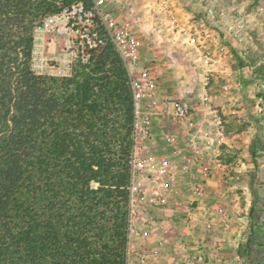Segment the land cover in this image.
<instances>
[{
    "label": "trees",
    "instance_id": "16d2710c",
    "mask_svg": "<svg viewBox=\"0 0 264 264\" xmlns=\"http://www.w3.org/2000/svg\"><path fill=\"white\" fill-rule=\"evenodd\" d=\"M78 3L94 1L0 0V264H127L133 98L123 62L106 41L70 76L32 69L36 28Z\"/></svg>",
    "mask_w": 264,
    "mask_h": 264
},
{
    "label": "rangeland",
    "instance_id": "374dc122",
    "mask_svg": "<svg viewBox=\"0 0 264 264\" xmlns=\"http://www.w3.org/2000/svg\"><path fill=\"white\" fill-rule=\"evenodd\" d=\"M180 1L185 8L196 15L189 20L194 22L195 31L198 33L195 35L192 29L191 33L196 37V51L190 49L185 51L177 44L171 46L176 42L175 39L174 41H162L160 38L155 40L152 36L153 32L152 37H148V31L151 33L148 26L151 18L156 19L160 27L163 21H166L163 14L157 11V6L149 0H128L125 3H121L120 0H106V3L122 19H130L133 16L136 20L138 18L140 21L136 23L144 35L143 43L148 48L151 45L157 47L160 63L155 65V62L148 60L145 61L147 65L143 67L151 66L156 76L158 99L168 97L167 99L171 100L190 101L195 104L196 117L200 123L205 121L206 124V120L211 121L215 115L220 118L227 143L221 147L220 160L227 165V171L223 176L218 172L223 179L218 183L215 193L221 191L234 198L230 208L233 210L230 214L235 221L245 226L236 249L240 264H264V222L260 220L264 215V116L255 112L257 82L264 84V0H217V9L223 11L227 18L221 22H211L203 18L202 7L214 0ZM177 2L175 0L173 6L176 8L180 23ZM230 20L233 24L240 20L244 21L246 34L252 37L251 43L237 46L225 31V21ZM204 31H209L213 35L206 36ZM203 36L207 41L205 44L201 38ZM61 43L62 38L56 34L47 35L43 43L41 58L48 61L51 67L56 65L57 58L62 57ZM244 51L245 56L242 54ZM38 57L34 56L35 60ZM206 57L209 60L207 63H205ZM33 65L35 62H32L34 73H40ZM247 66L249 70L245 69ZM204 88L209 96L207 102L200 100ZM156 117H163L165 120L162 119V124L158 126L161 129L153 130L154 138L151 140L156 142L158 138V145L161 143L163 149L167 151L165 154L169 155L170 149L161 139V133L168 131L176 136L177 142H182L184 134L180 130L183 127L173 124L164 115H156ZM173 129L178 130L179 134L174 133ZM143 146V155H152L157 159L165 158L162 151L149 149L150 141L145 142ZM252 152L255 153L256 159H253ZM246 206L248 209H245ZM251 206L255 208V212L249 216ZM225 210L228 211L226 208ZM141 215L147 216H145L147 225L157 227L159 234L165 232L169 237H173L176 232L173 228H168V224L172 221L183 222L175 220L169 213L161 214L156 210L143 211L139 216ZM139 216L132 217L130 221L132 238ZM242 218L244 219L236 220ZM161 226L166 230H162ZM247 243L251 244L250 256L245 255Z\"/></svg>",
    "mask_w": 264,
    "mask_h": 264
},
{
    "label": "built area",
    "instance_id": "2783aa9c",
    "mask_svg": "<svg viewBox=\"0 0 264 264\" xmlns=\"http://www.w3.org/2000/svg\"><path fill=\"white\" fill-rule=\"evenodd\" d=\"M93 1L91 8L78 3L58 14L47 16L42 25L36 28L32 62H35L34 69L40 72L37 75L67 77L75 61L81 60L86 63L91 50L101 47L106 41L112 43L128 73L133 98L132 148L129 158L131 181L128 188L129 221L143 211L158 209L171 214L175 220H183L192 231L212 233L213 215L205 211L206 217H202L197 209L207 183L214 174L221 172L223 176L227 171V165L220 160L221 147L227 144L220 118L215 115L211 121L206 120V124L205 121L200 123L196 117L195 104L190 101L158 99L157 80L152 68L140 64L142 45L140 38L128 25L118 20L112 9L104 8L102 0ZM149 1L157 6V11L163 14L175 35L186 33L177 19L174 0ZM216 2L217 0H214L202 7L205 20L211 22L227 20L225 13L217 9ZM225 31L237 46L252 42V37L246 34L243 20L235 24L232 20L225 21ZM50 34L62 38L63 49L62 57L55 60L57 66L52 67L48 61L41 58L45 37ZM242 54L245 56L246 52ZM36 55L39 56L37 60L34 58ZM206 59L205 63L209 61L207 57ZM245 69L249 70V67ZM257 84L255 112L264 116V84L259 81ZM200 100L201 102L209 100L205 88ZM155 115L169 118L173 124L183 127L186 134V141L180 146L174 134L162 131L161 139L170 149L169 159H157L152 155L142 154L143 144L154 136L152 128ZM222 179L219 178L218 183ZM214 210L222 230L227 231L230 220L226 210L219 207ZM160 228L166 230L164 226ZM130 233L132 227L129 229V236ZM203 245L201 240L196 242L197 253L187 258L190 260L189 264H205ZM159 255L158 249L141 248L138 262L149 264L151 260H157Z\"/></svg>",
    "mask_w": 264,
    "mask_h": 264
},
{
    "label": "crops",
    "instance_id": "0c3cea01",
    "mask_svg": "<svg viewBox=\"0 0 264 264\" xmlns=\"http://www.w3.org/2000/svg\"><path fill=\"white\" fill-rule=\"evenodd\" d=\"M102 1H103L102 5L110 9L109 4L106 3V0H102ZM127 1L128 0L125 1L120 0L121 3H125ZM177 1L180 10L179 20L181 25L184 27L186 33L182 35H175L173 31L169 28V25L167 24L166 21H163L161 28L160 26H158V21L156 19L151 18V20H149L148 22V26L150 27L151 33H149L148 31L147 35L148 37L153 36L155 40L156 38H160L162 41H169V40L174 41L173 39H175L176 42H174L171 46L177 44L178 47H182V49L185 51L189 49L196 51L195 35L198 33L195 31L196 27H194V22L193 21L189 22V20H192L196 15H194L193 11L185 8L180 0ZM143 7L144 6L142 5V8ZM112 10L114 11L113 8ZM116 16L121 23L128 25V27L132 31H134L140 38L142 42L140 49V64L142 66L147 65L145 61L148 60H150V62H155V65L160 63L158 61L159 52L157 50V47L155 45H151L148 48L146 47V44L143 43L144 35L142 31L139 30L138 24L136 23V21H140V20L138 18L136 20L135 19L136 17L133 15H132L133 17H131L130 19L128 18L122 19V17L118 16L117 14ZM192 29L195 31L194 33L195 35L191 33ZM204 32L206 36L213 35V33H210L209 31H204ZM201 38H203V44L207 43L204 36ZM167 98L168 97H166V99ZM162 119L165 120V118L156 117L155 115L153 121V128H152L153 130H157V128L158 130L161 129L158 126L162 124L163 122ZM180 131H182L184 135L182 138L183 141L179 142V144L180 146H183L186 141V134L184 133L183 129ZM173 132L174 133L177 132L179 134L178 130L173 129ZM150 148L152 149V151H157V150H160V152L162 151L163 157H165V159H167L169 156L166 155L167 151L163 149L162 144L159 143L158 145V138L156 142L150 140L149 149ZM168 153L170 154V152ZM219 178H220V174L216 172L212 177V179L207 183L204 195L200 199L197 209L199 211V215H201L202 217H206L205 211H207L210 215H213L212 222L214 223V228H213L214 230L212 233L192 231L182 220L183 222L172 221L168 224L169 226L168 228H173V230L176 232L173 237H169L168 233L162 232V234H159L157 227L155 226L152 227L150 224L147 225L145 223L146 215H141L139 216L138 220L135 223V230H134L135 234L133 235V238L132 236H129L130 249L128 248L127 264H138L139 250L145 247L150 249L157 248L160 253L158 259L151 260L149 264H189L190 260L188 261L187 258L197 253L196 242L200 240L204 243L202 250L204 251L206 257L205 264H240V262L238 261L239 259L238 250L236 249L238 246L237 242L241 240L240 237L242 236V232L244 230L243 228H245V226L235 221L230 214V211L233 210L230 208H232L231 204L234 203V198L232 199L230 195L227 196L225 193L223 192L221 193V191L215 193V191H217L215 189L218 188ZM184 192L185 191L183 188L182 193ZM217 207L223 208L224 210L226 208L229 211V213L227 211V214L230 220V225L227 231L222 230L218 221V216L215 215L214 209ZM245 209H248L247 206ZM149 210L150 211L156 210L161 214H164L158 209H149ZM243 219L244 218L236 219V220H243ZM260 220L261 222H264V215ZM262 224L260 223V225Z\"/></svg>",
    "mask_w": 264,
    "mask_h": 264
}]
</instances>
